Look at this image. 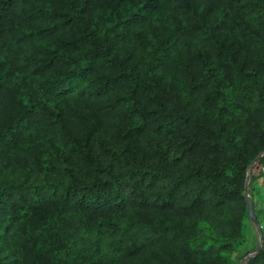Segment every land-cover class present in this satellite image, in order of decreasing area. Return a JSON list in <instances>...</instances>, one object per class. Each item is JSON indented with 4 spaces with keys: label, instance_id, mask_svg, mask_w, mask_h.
Wrapping results in <instances>:
<instances>
[{
    "label": "trees",
    "instance_id": "trees-1",
    "mask_svg": "<svg viewBox=\"0 0 264 264\" xmlns=\"http://www.w3.org/2000/svg\"><path fill=\"white\" fill-rule=\"evenodd\" d=\"M259 154L264 0H0V264H236Z\"/></svg>",
    "mask_w": 264,
    "mask_h": 264
},
{
    "label": "rangeland",
    "instance_id": "rangeland-1",
    "mask_svg": "<svg viewBox=\"0 0 264 264\" xmlns=\"http://www.w3.org/2000/svg\"><path fill=\"white\" fill-rule=\"evenodd\" d=\"M264 155V154H263ZM262 155V156H263ZM248 178L244 183V193L249 197L254 216L256 221L259 223L260 227L264 226V160L261 159L254 163L253 165L248 166ZM250 175L253 176L252 179H249ZM259 226L249 222V227L245 233V239L243 242V247L239 249L237 254V263L243 264L246 261L244 258L247 255H253L251 252L259 245Z\"/></svg>",
    "mask_w": 264,
    "mask_h": 264
},
{
    "label": "water",
    "instance_id": "water-1",
    "mask_svg": "<svg viewBox=\"0 0 264 264\" xmlns=\"http://www.w3.org/2000/svg\"><path fill=\"white\" fill-rule=\"evenodd\" d=\"M262 157V154H259L257 155L250 163V166L253 165L254 163H256L260 158ZM248 171L249 169H247V174L245 176V180H247L248 178ZM243 198H244V201H245V207H246V213H247V217L249 219L250 222H252L253 224H256V218L254 216V212H253V207H252V203L249 199V197L243 192ZM259 240L261 241V237H260V234H259ZM260 249V245H258L251 253L254 254L256 252H258ZM251 258V255H247L244 260L247 261ZM244 264V263H243Z\"/></svg>",
    "mask_w": 264,
    "mask_h": 264
}]
</instances>
